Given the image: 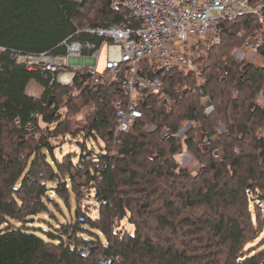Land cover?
<instances>
[{
  "label": "trees",
  "instance_id": "obj_1",
  "mask_svg": "<svg viewBox=\"0 0 264 264\" xmlns=\"http://www.w3.org/2000/svg\"><path fill=\"white\" fill-rule=\"evenodd\" d=\"M125 14L111 0H0V264H100L99 254L118 255L111 264H257L264 248L249 255L244 247L264 232V211L255 222L252 214L257 198L264 204V65L232 57L259 27L256 16L221 21V39L198 73L146 68V76L162 79V92H139L142 116L118 138L116 105L128 98L122 89L88 85L87 66L62 84L12 57L64 55L67 38L99 48L103 39L81 29L119 23ZM30 81L41 87L38 97L26 92ZM71 86L82 106L94 103L82 133L105 142L97 154L81 143L76 161L71 153L57 159L51 141L74 133L65 113ZM184 123L191 128L180 139ZM183 145L200 164L195 173L175 158ZM91 188L95 217L78 205ZM70 196L76 207L61 222L52 207L61 211ZM123 218L132 232L116 231Z\"/></svg>",
  "mask_w": 264,
  "mask_h": 264
},
{
  "label": "built area",
  "instance_id": "obj_2",
  "mask_svg": "<svg viewBox=\"0 0 264 264\" xmlns=\"http://www.w3.org/2000/svg\"><path fill=\"white\" fill-rule=\"evenodd\" d=\"M111 7L116 12L126 13L122 21L81 29L82 32L103 39L99 48L92 42L67 38L62 41L66 48L64 55H52L48 52L11 54L16 63L23 64L28 69L48 71L52 75L51 80L68 84L73 78L68 70L85 67L78 61L86 59L87 52L96 59L101 46L106 45L103 73L98 72L96 66H87L89 76L86 83L96 87L113 85L128 96L125 104L119 102L116 105V138L127 132L134 120L142 116L137 102L139 92H162V79L158 76H146L145 69H176L185 73H198L206 64L210 48L221 39V21H233L244 15L256 16L259 27L249 33L243 44L236 48L243 50L241 59L232 57L237 62H243L244 53L249 50L264 57V0H111ZM134 22L138 25L134 26ZM1 51H5V47L0 46ZM251 57L254 58L253 55ZM161 98L168 100L165 94ZM200 105L205 114L214 110L208 95L200 96ZM179 132L180 130L177 131ZM85 158L89 159V156L86 155ZM79 220L83 218L80 217ZM86 251L87 248H82L80 252L84 254ZM250 254H255V250H251ZM118 259V255H98L100 264H111ZM257 264H264V253Z\"/></svg>",
  "mask_w": 264,
  "mask_h": 264
},
{
  "label": "rangeland",
  "instance_id": "obj_3",
  "mask_svg": "<svg viewBox=\"0 0 264 264\" xmlns=\"http://www.w3.org/2000/svg\"><path fill=\"white\" fill-rule=\"evenodd\" d=\"M243 54V50L241 48L236 49L233 51V57L235 59L240 58ZM107 55V46L102 45L100 49L99 56L96 59H93V63L96 66V69L98 72L103 73L104 68H105V59ZM251 55L254 56V58L251 57ZM245 56V61L250 62L256 66H262L264 65V57L255 51H247L244 53ZM74 69L70 68L68 70L69 73H72L74 75ZM72 85V84H70ZM69 95L73 97V102L72 107L70 109L67 108V110L64 108V103L67 100L66 97L67 95L63 96L62 100L63 102L61 103V108L65 109V113L67 114V118L70 119L71 121V127L74 131L73 134H64V135H59L56 138H52L51 141L53 143V152L54 156L57 159H62V157L67 154L71 153L72 155H75L73 158V161H76L78 157L80 156L81 153V143L85 144V148L87 150H90L93 152V154H97L105 145V142L103 139L100 137H86V131L82 133V130L84 129L90 115L93 113L94 110V103H90L87 105H81V99L77 98V95H79V90L75 87L71 86L70 93ZM163 99V98H161ZM78 109V110H77ZM40 128L42 129L40 132L44 130L46 125L39 121ZM191 128L190 123H184L179 130L181 132L177 133V136L180 139H183L187 131ZM222 130V127L219 128ZM40 132H37L35 135L36 137L40 138ZM193 133V132H192ZM261 133L264 134V128L261 130ZM194 137H197L199 139L200 133H193ZM104 151V150H103ZM111 152H113V148L111 149ZM222 157V154H221ZM175 158L177 161H179L180 165L186 166L191 172L195 173L198 171L200 164L196 160V158L190 154V152L186 151L184 145L181 149V152L177 153L175 155ZM256 202L258 203V207L255 209L253 207L252 209V214H253V220L255 222V214L256 211L259 213H262L264 211V204H261L259 202V199H256ZM78 205L82 210L88 211L90 217H95L98 215V203L94 200V193H93V188L90 189V194L86 192L85 189L82 190L78 197ZM61 211L57 207H52L55 211V218H57L59 221L62 222L65 217H69L70 213L74 212V209L76 207L75 199L73 196H70L69 200V206L65 204L61 200ZM264 214V213H263ZM52 218V222H56V219ZM43 225H47L45 223H39ZM134 229L133 224L129 223L127 218H123L120 221L116 222V231L119 233L124 234L126 231L132 232ZM264 232L260 233L256 239L253 241L249 242L245 247L244 251L246 254H248V250L250 249H255L257 251H260L261 249L264 248ZM250 255V252H249Z\"/></svg>",
  "mask_w": 264,
  "mask_h": 264
},
{
  "label": "crops",
  "instance_id": "obj_4",
  "mask_svg": "<svg viewBox=\"0 0 264 264\" xmlns=\"http://www.w3.org/2000/svg\"><path fill=\"white\" fill-rule=\"evenodd\" d=\"M88 53V56L86 59H82V60H79L78 62L82 65H86V66H95V64L93 63V57L90 56L89 52ZM71 75H73L71 73ZM42 89L39 85H37L36 83H34L33 81H30L29 84L27 85V88H26V92L29 94V95H32L34 97H38L41 93Z\"/></svg>",
  "mask_w": 264,
  "mask_h": 264
},
{
  "label": "water",
  "instance_id": "obj_5",
  "mask_svg": "<svg viewBox=\"0 0 264 264\" xmlns=\"http://www.w3.org/2000/svg\"><path fill=\"white\" fill-rule=\"evenodd\" d=\"M180 132H181V130H180Z\"/></svg>",
  "mask_w": 264,
  "mask_h": 264
}]
</instances>
